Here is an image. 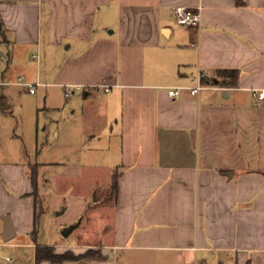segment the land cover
<instances>
[{
	"label": "crops",
	"instance_id": "obj_1",
	"mask_svg": "<svg viewBox=\"0 0 264 264\" xmlns=\"http://www.w3.org/2000/svg\"><path fill=\"white\" fill-rule=\"evenodd\" d=\"M179 5L199 9L201 23L179 25ZM0 23L7 45L45 55L79 46L37 82L63 90L66 101L77 96L53 119V132L77 138L66 148H89L85 138L92 148H119L109 229L96 243L75 244L100 256L81 262L264 264V101L253 96L264 90V0H0ZM20 78L16 85L27 87ZM198 78L208 83L191 94ZM6 84L1 79L0 214L10 216L15 236L2 239L0 219V250L14 245L1 241L33 237L37 205L33 163L21 159L7 121ZM175 87L184 89L170 97ZM66 202L54 199L53 210L66 215L55 221L60 229L86 205ZM22 245L34 248L36 264V240Z\"/></svg>",
	"mask_w": 264,
	"mask_h": 264
},
{
	"label": "rangeland",
	"instance_id": "obj_2",
	"mask_svg": "<svg viewBox=\"0 0 264 264\" xmlns=\"http://www.w3.org/2000/svg\"><path fill=\"white\" fill-rule=\"evenodd\" d=\"M95 26L101 33L102 25L96 23ZM78 47L75 44L71 51L51 50L45 55L44 48L41 54L30 51L27 47H14V44L7 45L0 41V81L3 79L11 82L9 85L6 84L2 94L11 105V113L7 121L11 130L19 135L18 141L22 147L19 148L21 159L26 158L33 164L47 163L42 166L43 169L37 167L41 193L37 202V211L41 216H38L39 234L35 239L36 243L58 247H55V253L66 252L68 255L81 256L85 260L92 261L99 258L100 249L78 248L75 244L96 243L99 241V233L109 229L111 209L108 204L114 197V190L111 188L112 176L119 171L114 168L113 156L118 154L119 148H92L93 140L86 138L84 142L89 143V148H66L64 141L69 140L74 143L77 138L67 139L63 136L57 138L53 132L55 124L52 121L60 120L62 115L69 113L77 96L74 95L72 100L66 101L63 90L46 88L37 83L48 80L64 61V56L75 52ZM82 49L80 48L79 51ZM32 54L37 56L33 58ZM20 75L24 77L23 82L35 84L36 94H30L27 87L16 85ZM103 160L104 162H101ZM82 165L86 167L83 166L84 168L78 171L75 168L69 170L73 172L64 174L67 166L82 167ZM49 175L53 177L50 178ZM56 196L64 198L65 201L70 200V203L65 204H69V207L78 199L86 201L83 212L81 211L69 224L76 227L68 236L63 235L64 228L60 229L55 225L56 220L66 217L65 214H58L59 211L53 210ZM1 242L14 245L0 250V264H34V248L22 245L32 243L33 237L19 234L10 242ZM68 245L74 247H66ZM6 257L11 260H5Z\"/></svg>",
	"mask_w": 264,
	"mask_h": 264
},
{
	"label": "trees",
	"instance_id": "obj_3",
	"mask_svg": "<svg viewBox=\"0 0 264 264\" xmlns=\"http://www.w3.org/2000/svg\"><path fill=\"white\" fill-rule=\"evenodd\" d=\"M0 31H2V26L0 23ZM231 76L234 77V80L230 83H235V78L237 77L236 71H231ZM202 83H208L207 80L202 78ZM38 166H40L38 163L31 165V181L33 184V195L36 199V209H35V215H34V226H33V231H32V236L34 239H36L38 235V216H41V213L38 214L37 208H38V198L40 197L39 195V181H38ZM118 177L119 173L116 172L112 176V183H111V188L114 190V194L117 192L118 188ZM39 216V217H40ZM55 247H50V246H36V264H39L43 261H49V262H54V263H63L66 261H74V262H81L83 257L81 256H74V255H68V253H55Z\"/></svg>",
	"mask_w": 264,
	"mask_h": 264
},
{
	"label": "built area",
	"instance_id": "obj_4",
	"mask_svg": "<svg viewBox=\"0 0 264 264\" xmlns=\"http://www.w3.org/2000/svg\"><path fill=\"white\" fill-rule=\"evenodd\" d=\"M173 15H174V19L175 21L179 24V25H184V26H198L201 23L202 20V16L200 13L199 9H193V8H189L186 6H176L173 9ZM198 82L196 84V86H192V87H188V89H190L191 94H195L197 93L200 89L205 88L206 86L201 82V79L198 78ZM19 84L21 85H25L29 88V91L31 93H34V86L35 84H31V83H25L22 81V78L19 79ZM184 89L183 87H175V88H170L168 90V95L170 97H176L180 94L181 90ZM67 94H70V91L67 92ZM253 96L258 98L261 101H264V90H254L253 91ZM6 260H10L9 257L5 258Z\"/></svg>",
	"mask_w": 264,
	"mask_h": 264
},
{
	"label": "water",
	"instance_id": "obj_5",
	"mask_svg": "<svg viewBox=\"0 0 264 264\" xmlns=\"http://www.w3.org/2000/svg\"><path fill=\"white\" fill-rule=\"evenodd\" d=\"M0 219L4 223V230H3V234H2V239L4 241H9L10 239H12L15 236V231H14V228H13L12 220H11L10 216L3 215V214H0ZM75 227H76L75 225H71V226H68V227L64 228L63 232H62L63 235L64 236H68L73 231V229ZM78 264H88V263L79 262Z\"/></svg>",
	"mask_w": 264,
	"mask_h": 264
}]
</instances>
